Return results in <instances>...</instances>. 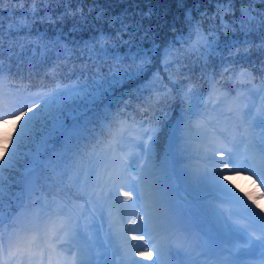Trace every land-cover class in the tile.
<instances>
[{"label":"snow or ice","instance_id":"obj_1","mask_svg":"<svg viewBox=\"0 0 264 264\" xmlns=\"http://www.w3.org/2000/svg\"><path fill=\"white\" fill-rule=\"evenodd\" d=\"M10 2L0 264H264V0Z\"/></svg>","mask_w":264,"mask_h":264},{"label":"rangeland","instance_id":"obj_2","mask_svg":"<svg viewBox=\"0 0 264 264\" xmlns=\"http://www.w3.org/2000/svg\"><path fill=\"white\" fill-rule=\"evenodd\" d=\"M9 125V124H8ZM11 126H14L11 124ZM11 130H8L6 133H10ZM255 180V178H253ZM253 180H249L247 178V175L245 176H235L233 177V183L237 185L238 188H242L244 192L253 193L255 195H259L261 191H264V185H261L259 181H256L255 183ZM182 191V190H181ZM182 193L179 191L178 196H184L181 195ZM260 204L264 206V200L260 201Z\"/></svg>","mask_w":264,"mask_h":264},{"label":"trees","instance_id":"obj_3","mask_svg":"<svg viewBox=\"0 0 264 264\" xmlns=\"http://www.w3.org/2000/svg\"><path fill=\"white\" fill-rule=\"evenodd\" d=\"M0 7H3L5 9V24H7V10L11 9L13 7V4L10 2V0H5L4 4L0 5ZM37 27H39L41 31L44 30L43 25H37ZM176 115H178V109L174 108L172 112V116H176ZM14 127L15 126H11V125H0V140H2V137L5 134V132H7L8 130H12ZM2 154H3L2 151H0V155Z\"/></svg>","mask_w":264,"mask_h":264}]
</instances>
